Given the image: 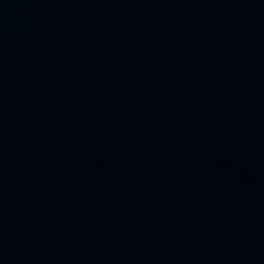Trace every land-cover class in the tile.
Masks as SVG:
<instances>
[{
    "label": "water",
    "instance_id": "obj_1",
    "mask_svg": "<svg viewBox=\"0 0 264 264\" xmlns=\"http://www.w3.org/2000/svg\"><path fill=\"white\" fill-rule=\"evenodd\" d=\"M0 264H264V0H0Z\"/></svg>",
    "mask_w": 264,
    "mask_h": 264
}]
</instances>
